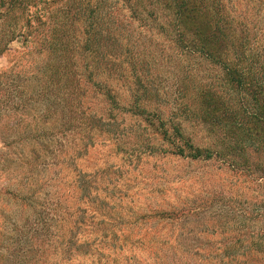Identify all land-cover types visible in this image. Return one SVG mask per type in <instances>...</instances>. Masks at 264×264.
Instances as JSON below:
<instances>
[{
    "label": "rangeland",
    "instance_id": "rangeland-1",
    "mask_svg": "<svg viewBox=\"0 0 264 264\" xmlns=\"http://www.w3.org/2000/svg\"><path fill=\"white\" fill-rule=\"evenodd\" d=\"M224 2L235 23L243 21L251 32L252 41L264 37V0ZM109 8L117 10L115 26L123 32L126 46L137 57L148 54L149 18L144 16L146 25H139L121 1L109 0ZM14 23L10 20L6 26L12 29ZM31 49L32 44L20 38L0 53V264H220L217 257L224 256L226 236L234 234L243 236L240 248H256L253 242L263 232L264 214V179L255 165L260 156L254 154L249 171H244L248 166L242 159L214 155L192 160L166 153L168 143L162 147L165 141L153 139L148 123L124 110L113 125L117 133L107 131L109 124L87 132L92 138L87 140L94 144L81 149L78 157L75 143L80 136L55 134V120L44 126L34 107L21 110L4 102V84L23 76H40L39 80L43 76L46 58L29 55ZM162 71L155 74L164 77ZM23 80L26 86L28 80ZM38 82L35 78L31 84ZM87 83L91 107L104 113L105 92L97 94L93 83ZM168 84L162 81L161 90ZM110 85L119 92L122 106L131 108L135 99L129 87L114 81ZM159 100L155 107L141 104L150 111L160 104L164 120L181 122L197 145L215 150L216 139L208 126L189 121L184 113L179 117L174 102ZM39 141L51 144L44 155ZM76 174L92 176L89 180L95 181L91 186L96 189L90 199L98 197V202H87L83 184V189L74 187ZM106 201L112 207L108 213L101 212ZM173 209L174 218L162 216ZM47 214L50 226L45 235L36 236L34 227L27 233L29 225ZM76 220L84 226H74ZM258 250L247 264H264V253Z\"/></svg>",
    "mask_w": 264,
    "mask_h": 264
},
{
    "label": "trees",
    "instance_id": "trees-1",
    "mask_svg": "<svg viewBox=\"0 0 264 264\" xmlns=\"http://www.w3.org/2000/svg\"><path fill=\"white\" fill-rule=\"evenodd\" d=\"M116 1L132 10V19L138 20L139 25L145 26L143 22L149 18L148 54L144 51L137 57L139 54L126 46L123 32L115 26L117 10L109 8V0H0V53L10 41L21 38L22 42L32 44L29 55L46 58V72L42 71L40 80V76H23V81L28 80L26 86L19 78L3 85L4 102H13L14 108L21 110L34 107L44 126L55 120V134L72 139L80 136L75 143L80 149L78 157L81 149L94 144L87 140L92 139L87 132L109 124L111 129L107 131L116 134L113 125L120 113L128 110L149 124L153 139L159 136L165 141L162 147L166 148L168 143L166 153L192 160L214 155L218 159H242V164L248 166L244 171H249L255 154L260 156L255 165L263 180L264 37L255 36L252 41L251 32L243 21L235 23L224 0ZM10 20L18 27L8 28ZM155 35L158 40L152 39ZM156 71L165 76L155 74ZM35 78L40 84L32 86ZM164 80L169 86L162 91L160 85ZM88 81L97 94L105 92V114H98L91 107ZM110 81L129 87L130 96L135 99L131 108L122 106L119 92ZM157 100L174 102L179 117L184 113L189 121L208 126L216 139L215 150L197 145L181 122L164 120L162 108L158 109L160 104L155 111L141 104L149 102L155 107ZM44 131L52 132L50 128ZM39 145L43 155L51 147L44 141H39ZM33 152L39 155L38 150ZM91 177L76 174L74 187L83 189V184V197L94 204L99 198L90 199V192L96 189L91 186L95 183L89 180ZM111 208L107 201L103 202L101 212L108 213ZM163 214L167 219L174 218L176 209ZM48 216L43 215L33 226L29 225L27 233L34 227L36 236L45 235L50 226ZM261 219L263 232L254 240L256 248L251 251L240 248L244 245L243 236L226 233L224 246H228L222 250L224 256L217 257L220 264H247L256 257L258 249L264 248V214ZM74 226L83 227V221L76 220Z\"/></svg>",
    "mask_w": 264,
    "mask_h": 264
}]
</instances>
